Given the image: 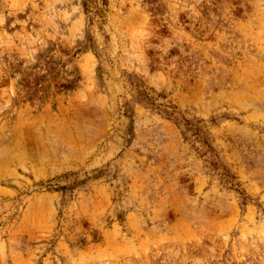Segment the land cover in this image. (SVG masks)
Masks as SVG:
<instances>
[{
	"label": "rangeland",
	"instance_id": "374dc122",
	"mask_svg": "<svg viewBox=\"0 0 264 264\" xmlns=\"http://www.w3.org/2000/svg\"><path fill=\"white\" fill-rule=\"evenodd\" d=\"M0 264H264V0H0Z\"/></svg>",
	"mask_w": 264,
	"mask_h": 264
}]
</instances>
